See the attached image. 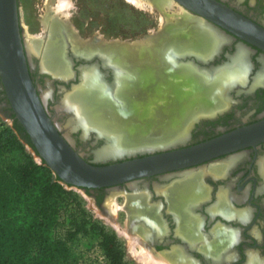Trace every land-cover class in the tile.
<instances>
[{
	"label": "flooded vegetation",
	"instance_id": "af4514ba",
	"mask_svg": "<svg viewBox=\"0 0 264 264\" xmlns=\"http://www.w3.org/2000/svg\"><path fill=\"white\" fill-rule=\"evenodd\" d=\"M28 1L16 0L17 24L24 54L37 94L60 133L85 160L93 164H106L149 153L138 151L131 156L97 160L95 150L106 142L110 145L114 141L108 134L123 137L112 133L119 132L120 129H111L102 120L99 122L101 125L96 124L106 133L98 130V134L95 130H89L88 134H83L81 127L96 128V124H91L86 119L90 127L82 125L76 118V102L70 101V97L75 94L73 92L84 86L86 76H92V79L96 78L92 85L97 92L87 97V103L91 102L93 106L91 100L96 98L100 103L117 101L122 105L96 104L95 107L90 106V112L99 106V109L107 107L115 113H129L132 107L128 93L137 90L140 73L132 64L134 58L128 54L125 59V52L116 45L131 44L133 38L105 36L99 29L92 27V22L89 21L91 17L81 27H71L70 9L67 17L59 15L53 9L58 4L57 0H30L33 10L31 18L26 6ZM216 1L264 29V0ZM43 2L47 10L44 16ZM48 2L52 7L49 8ZM44 18L46 22L49 21L46 26ZM23 22L30 27L24 26ZM53 23L54 33L51 28ZM211 24V30H215L219 36L218 48L208 52L196 49L187 52L170 51V63L176 69L174 79L180 78V73L184 70L192 73L193 89L190 85L186 89L191 93L188 90L186 92L194 96L195 92L210 93V85L225 73L241 70L242 75L235 76L236 80L219 96L217 106H214V100L206 103L203 95L201 98H191L189 111L195 115L189 121L190 124H184L189 126L188 132L184 133L186 135L182 139L169 140L173 143L169 144L171 147L168 149L199 144L264 121V49L241 39L228 29L213 22ZM25 29L35 39L38 38V47L33 43L35 39L29 38L28 32L25 35ZM46 29L47 32L43 34L41 31ZM53 36H56L54 41ZM48 45L53 49L48 50ZM242 50L243 55L245 54V71L237 63L238 54ZM174 57L176 59H172ZM205 73L214 74L208 80ZM116 76L120 77V83ZM69 92L72 94H67ZM202 110L207 112L201 113ZM0 112L14 122L1 82ZM89 117L92 118L93 115L90 113ZM69 122L75 129L68 127ZM103 123L107 129H104ZM94 146L98 148L89 149ZM82 150L87 152L83 153ZM160 151L162 150L154 153ZM192 169L184 175L169 178L166 177L167 173L147 176L138 179L133 189L121 192L125 197L123 205L126 206V230L139 240L135 244L143 248L144 252L160 256L173 264H264V139L213 157L194 165ZM86 192L95 197L99 211L105 214V189H86ZM138 203L143 207H136Z\"/></svg>",
	"mask_w": 264,
	"mask_h": 264
},
{
	"label": "water",
	"instance_id": "95a60500",
	"mask_svg": "<svg viewBox=\"0 0 264 264\" xmlns=\"http://www.w3.org/2000/svg\"><path fill=\"white\" fill-rule=\"evenodd\" d=\"M172 1L189 14L202 17L210 25L213 22L264 49V29L227 5L216 0ZM0 82L14 118L33 147L25 137L22 140L35 160H43L52 170V180L59 178L64 185L81 188L85 192L86 189L104 188L107 200L115 194L133 189L138 179L161 173H167V178L184 175L191 172L194 165L264 139L263 121L191 146L138 149L116 156H96V159H117L138 151L149 153L106 164L88 162L60 133L37 94L18 29L16 0H0ZM156 150L162 151L154 153ZM105 211V214H101L111 218L107 207Z\"/></svg>",
	"mask_w": 264,
	"mask_h": 264
},
{
	"label": "bare ground",
	"instance_id": "6f19581e",
	"mask_svg": "<svg viewBox=\"0 0 264 264\" xmlns=\"http://www.w3.org/2000/svg\"><path fill=\"white\" fill-rule=\"evenodd\" d=\"M57 1H58L57 2L58 4L55 5L53 9H55V11H57L59 15L61 14L66 17L69 16V9L73 6V0H57ZM126 1L130 2L131 4L135 5L136 7L140 9L152 10L153 8H158L165 12H166V7L168 6L170 7L174 4L172 0H126ZM49 2H52V0ZM48 6L50 8L52 7V4L49 3ZM172 17H174L176 20L173 21L169 19V21H167V24L165 25V29L161 33L155 35V37H152L150 35L146 37L145 39L140 40L134 44L129 43L128 45H124V44L116 45L117 48H121L120 50H123L125 52L126 54V56L124 57L125 59L128 58V56H132L134 58L133 60L134 62L132 64H134L135 66L134 68L137 69V71H139L140 73L138 83H137V86H138L137 90H133L132 93H128L131 97V100H133L132 105L134 107V110H133L134 112L130 113L128 116H125L124 114V116L122 117L120 116L121 114L115 113L109 110L107 107L101 108V109L99 108L97 109L96 107L94 108L95 110L92 109V112H90L91 102L90 104L87 103V101L89 100L87 97L97 92L96 89L92 85L94 84L93 80H95L96 78L92 79V76L91 78L86 76L87 80L84 86L79 88L78 91L75 90L76 92H73L75 93L73 94L74 98L72 96L70 97L71 99L70 101L76 102V107L74 108V110L76 109V113H75L77 114L76 118L78 117L77 119L82 125L84 124V125L89 126L90 125L89 122L91 124L93 123L96 124L102 120H105L108 123V126L112 129H123L122 127L124 125H127V126L131 124L133 125V127L131 125L129 131H126L129 135L130 142L128 141L127 135H126V138H124V137H120L115 134L114 135L108 134L110 137L111 136L113 137L114 141H112L110 145L106 144L102 148L98 149L95 152L97 157L116 156V155H119L125 152L134 151L138 149L164 147V146H167L173 143L172 141L170 142L169 140L175 141L180 138L182 139L187 134L188 128H189L188 125L187 127L184 124L189 123V121H191L192 118L194 117L193 115H195L189 111L191 104H192L191 98H194V99L197 97L201 98V95H203L205 96L207 100L206 103H208L211 100L212 101L214 100L216 103V105L214 106H217L218 101H220L219 96H222L225 89H227V86L230 85V83L232 84L234 80H236L234 79L235 76L242 75L240 72L241 70L236 73L235 72L225 73L219 76L218 79L214 80V84L210 85L211 86L210 93L205 94L204 92H200L202 91L200 90L199 94L198 93L196 94L195 92L194 96H192L191 94L188 95L186 90L189 91L188 93H191V92L189 89H186V88H190V85H191L193 89L192 80L194 78L192 79L191 77L192 73L186 72L184 70L180 73L181 74L180 78H177L175 76L177 80L174 79L173 75L176 69L170 63V59H169L171 58L169 56L170 51L176 50L179 52H187V51L196 49L201 52H208L211 50H215V48H218L217 45L219 43V40H218L219 36L215 30L213 29L211 30L210 26H213V24L208 25V22L205 21L202 17L192 16V14H189V12L185 10L184 8L181 11L179 19H177L178 15L176 14H174ZM43 22L46 26L49 21L46 22V18H44ZM51 28H52V32L54 33V28H55L54 23L52 24ZM27 32H28V36L30 39L36 38V37L34 38L33 36H31L29 31ZM55 38L56 36H53L52 38L53 41L55 40ZM59 42H58V46H60ZM33 43L37 44L36 47H38L39 46L38 38L35 39ZM123 43L127 44V42H123ZM50 47L51 46L48 45L47 49L49 50ZM30 50L32 51V49ZM243 52H244L243 50L240 51L237 57L239 59L237 63L242 70L245 69L244 68L245 63L243 60V56L245 54L243 55ZM172 59H176V58L174 57ZM65 67H68V66L65 65ZM164 70H166V72ZM205 74H206L205 75L206 79L210 80L211 76L214 73H209V74L205 73ZM176 75H178V73ZM116 77L118 78L117 80L120 79L119 76H116ZM194 82L195 81H193V83ZM206 82H209V81L206 80ZM119 83H120V80H119ZM81 84L82 83H80V86ZM203 86H204V83H203ZM75 88H77V86ZM98 88H101V87H98ZM102 89L104 90V87ZM203 91L205 90L203 89ZM114 93H115V90H114ZM67 100L69 101V99ZM96 104H100V103H96ZM73 105L74 104H72V108L74 107ZM70 106L71 105L69 104L68 107ZM203 112H207V111L202 110L201 113ZM90 113L93 115L92 118L88 116V114L90 115ZM86 119H88L89 122ZM69 124L71 125V122ZM180 124L184 125L182 126L183 128L179 127ZM95 126L98 129L102 128L101 126L97 124ZM104 126L105 125L103 123V127ZM81 128L84 130V134H88L89 130H95L98 134H100V132L95 127H90V128L81 127ZM104 129H107V128L104 127ZM99 130L101 131V133H106L101 129ZM112 133H117L119 135L124 136L123 133L120 134L118 133V131L112 132ZM106 143H109V142H106ZM224 201L225 200H223V204H224ZM136 207L141 208L143 206L139 204ZM156 261L155 262L159 264H170L168 261L162 258H159V257L157 258Z\"/></svg>",
	"mask_w": 264,
	"mask_h": 264
},
{
	"label": "trees",
	"instance_id": "16d2710c",
	"mask_svg": "<svg viewBox=\"0 0 264 264\" xmlns=\"http://www.w3.org/2000/svg\"><path fill=\"white\" fill-rule=\"evenodd\" d=\"M13 120L0 129V264H80L71 247L79 237L95 239L107 264H130L116 232L94 218L75 191L52 180Z\"/></svg>",
	"mask_w": 264,
	"mask_h": 264
},
{
	"label": "rangeland",
	"instance_id": "374dc122",
	"mask_svg": "<svg viewBox=\"0 0 264 264\" xmlns=\"http://www.w3.org/2000/svg\"><path fill=\"white\" fill-rule=\"evenodd\" d=\"M44 2H43L44 9L42 12L43 16L47 14V10L45 8ZM26 6H27V10L29 11V15L32 18L33 10L30 0L26 3ZM182 9L183 7H180L176 3H174L170 7L169 6L166 7V12H165L158 8H153L152 10L140 9L126 0H73V6L70 8L69 23L71 27L78 28L82 26V23L85 20H89V18L91 17L92 19L89 21L92 22V27H94V29L96 28L99 29L100 32L103 33L105 36L119 38V39L133 38L134 41H132L131 43H135L140 40H143L144 37L146 38L150 35L152 37H155V35L161 33L165 29L164 25L166 24L167 21H169V19L173 21L176 20L174 17H172L174 14L178 15L177 19L180 18L179 16L181 14ZM23 24L24 26L27 25L26 22H23ZM27 26L30 27L29 25ZM30 32L34 34V32L32 31ZM41 32L45 34V32H47V29ZM25 35H26V29H25ZM72 91H74V89ZM71 92L67 94H70ZM91 101L93 107H95L96 103H100L99 100H96V98H94ZM130 103L132 109L129 113H126L125 116H128L130 113L134 112L133 111L134 107L132 105L133 100L130 99ZM100 104H112L116 106L122 105V103H117V102L114 103L106 102ZM120 116L122 117L124 116V114H121ZM11 125H12V120L10 118L5 117L0 112V129L4 126H11ZM131 125L129 126L124 125L122 127L123 129H120V131L118 132L120 134L123 133L124 138H126L127 135L129 142H130L129 135L126 131H129ZM182 126L184 125L182 124L179 125L180 128ZM68 127H70L71 129H75L74 127H72V125H68ZM83 134H84V130H83ZM106 144L107 143H105L103 146H105ZM103 146H101L100 148H102ZM26 148L30 151V149L27 146ZM96 148H98V146H94L89 149L94 150ZM98 149H96L95 152ZM82 152L86 153L87 151L82 150ZM37 161L39 162L38 159ZM65 187L67 189H72L79 195L82 205L88 210L90 214L93 215L94 218H97L105 226L113 229L116 232V234L118 235V237L125 246V250H126L125 258L130 264H159L156 263L157 262L156 260L158 257L159 258L162 257L153 256L150 252H144L143 248L135 244L136 241L139 240H137V238L133 237V235L127 232L126 212L124 211V208L126 206L123 205L125 197L122 196L121 193L115 194L112 198H109L108 200L105 201L108 206V210L111 212V216H112L111 218H109L108 216L101 214L96 204L95 197L93 195H91L88 192H85L81 188H76V187L70 188L69 186L66 185ZM71 247L74 254L78 257L80 264H107L102 251L98 247L96 240L93 238L79 237L71 244ZM169 263L173 264L171 262Z\"/></svg>",
	"mask_w": 264,
	"mask_h": 264
}]
</instances>
